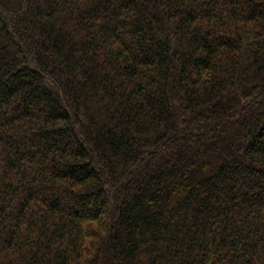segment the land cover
Listing matches in <instances>:
<instances>
[{
	"label": "trees",
	"instance_id": "1",
	"mask_svg": "<svg viewBox=\"0 0 264 264\" xmlns=\"http://www.w3.org/2000/svg\"><path fill=\"white\" fill-rule=\"evenodd\" d=\"M0 264H264V0H0Z\"/></svg>",
	"mask_w": 264,
	"mask_h": 264
}]
</instances>
